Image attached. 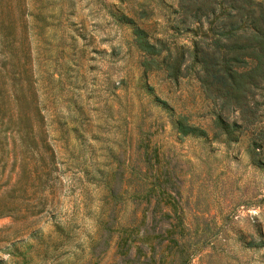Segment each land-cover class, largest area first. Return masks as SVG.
Segmentation results:
<instances>
[{
    "label": "rangeland",
    "instance_id": "obj_1",
    "mask_svg": "<svg viewBox=\"0 0 264 264\" xmlns=\"http://www.w3.org/2000/svg\"><path fill=\"white\" fill-rule=\"evenodd\" d=\"M210 1L0 0V264H264V81L223 105L191 60L229 3L264 0L179 22ZM109 208L135 217L118 245Z\"/></svg>",
    "mask_w": 264,
    "mask_h": 264
},
{
    "label": "trees",
    "instance_id": "obj_2",
    "mask_svg": "<svg viewBox=\"0 0 264 264\" xmlns=\"http://www.w3.org/2000/svg\"><path fill=\"white\" fill-rule=\"evenodd\" d=\"M215 2V0H212L206 6L205 4H199L194 8L179 3V22H191L195 15L199 18L197 12L203 14L214 13L216 9ZM229 6L228 10H222L221 14L215 19L218 33L211 40L210 47L207 49L197 48L195 44L191 55V60L194 59L199 64L196 75L203 91L205 92L206 87L207 91L222 97L223 105L227 106L242 103L245 96L253 95L252 87H256L259 80L264 81V7L254 10L241 4L229 3ZM191 9H194V11L189 12ZM136 32L139 36V47L146 52L153 53L155 51L153 43L140 38L143 29L137 28ZM163 58L169 75L175 78L180 72L182 55L177 51L175 55L171 56L169 52ZM151 61H154V59H151ZM220 115H216L213 119L215 130L230 135L233 129L232 125H236L235 121H223ZM175 126L180 133L197 129L199 134H205L203 128L193 123L187 124L182 118L176 119ZM6 209L4 204H0V214L4 213ZM116 219L115 212L112 208H109L104 217L99 220V223L103 229H108L116 224L122 228L119 233L115 234L113 240L118 245L119 242L131 238V232L135 228V217L123 222ZM124 226L127 228H124ZM126 229L129 233H125ZM101 237L111 239V235L108 234H101ZM180 249L176 251V256L180 260L190 255L185 250ZM121 256L123 258L120 264L131 262L127 252L123 251ZM80 264H88V258Z\"/></svg>",
    "mask_w": 264,
    "mask_h": 264
}]
</instances>
